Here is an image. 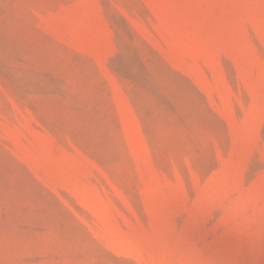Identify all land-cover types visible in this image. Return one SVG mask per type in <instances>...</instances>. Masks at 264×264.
I'll return each mask as SVG.
<instances>
[{
	"label": "rangeland",
	"instance_id": "1",
	"mask_svg": "<svg viewBox=\"0 0 264 264\" xmlns=\"http://www.w3.org/2000/svg\"><path fill=\"white\" fill-rule=\"evenodd\" d=\"M0 264H264V0H0Z\"/></svg>",
	"mask_w": 264,
	"mask_h": 264
}]
</instances>
